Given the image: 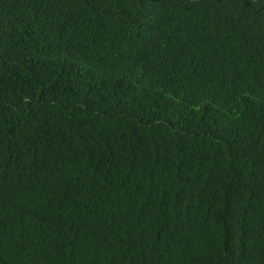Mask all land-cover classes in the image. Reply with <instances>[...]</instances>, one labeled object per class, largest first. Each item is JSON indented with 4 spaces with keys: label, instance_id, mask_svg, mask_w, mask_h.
<instances>
[{
    "label": "trees",
    "instance_id": "16d2710c",
    "mask_svg": "<svg viewBox=\"0 0 264 264\" xmlns=\"http://www.w3.org/2000/svg\"><path fill=\"white\" fill-rule=\"evenodd\" d=\"M0 264H264V0H0Z\"/></svg>",
    "mask_w": 264,
    "mask_h": 264
}]
</instances>
